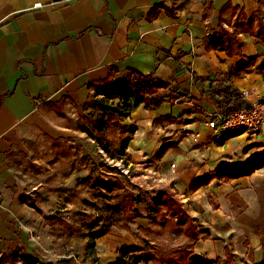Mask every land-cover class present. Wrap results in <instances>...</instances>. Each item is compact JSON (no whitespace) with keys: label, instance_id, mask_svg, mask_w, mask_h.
I'll return each mask as SVG.
<instances>
[{"label":"crops","instance_id":"crops-1","mask_svg":"<svg viewBox=\"0 0 264 264\" xmlns=\"http://www.w3.org/2000/svg\"><path fill=\"white\" fill-rule=\"evenodd\" d=\"M132 72L168 86L154 87L157 108L138 103L123 118L133 128L123 151L134 164L158 148L173 159L195 254L264 262V127L216 136L207 123L220 109L200 95L212 78L264 102V0H0V264H73L67 249L56 253L52 211L34 201L43 182L28 185L16 157L40 139L75 137L95 90ZM149 206L134 208L135 230L150 226ZM95 244L100 264L121 245L108 232Z\"/></svg>","mask_w":264,"mask_h":264},{"label":"rangeland","instance_id":"rangeland-1","mask_svg":"<svg viewBox=\"0 0 264 264\" xmlns=\"http://www.w3.org/2000/svg\"><path fill=\"white\" fill-rule=\"evenodd\" d=\"M139 81L133 80L129 85L132 87L130 93H136L137 97L153 88V81ZM111 85L112 82L100 85L95 90L85 114L76 115L74 123L78 134L75 137L71 136L58 142L53 140L50 144L48 139H40L36 145L29 148L28 154H18L16 157L17 169L24 175L23 179L28 181V185L34 186L39 181L43 182L35 193L34 201L43 203L48 211H52L49 217L56 226L50 233L52 237L60 238L55 241L56 253L61 248L67 249L73 264H79L84 259L91 260L85 258L86 239L81 238L83 233L95 231L105 225L109 236L119 244L143 241L151 235L142 231L141 237L136 239L135 221L128 222V226L120 221L116 222L119 213H123L127 207L129 212L139 214L134 210L139 203L141 208L150 204L149 211L155 197L164 190L179 198L170 165L173 159L169 155H165L158 148L150 157L134 164L130 156L123 151L125 145H122V141L130 138L131 131H124L122 125L129 126L122 121L125 113L136 104L132 100L134 97H127L125 92H118L119 88ZM87 113L93 117L102 116L115 121L106 127L104 144L99 143L102 138L97 135L100 134L89 125L92 116H86ZM85 125L92 129V135L82 130ZM117 165L127 171L120 172ZM117 205L120 208L118 213L115 207ZM95 219H98L97 226L90 228ZM149 224L152 226L150 220ZM70 231L72 236L69 235ZM167 232L168 230L164 229L163 237L167 241L179 243L181 237L169 236L171 239H168ZM69 238H75L79 247L73 248L66 243ZM96 250L98 255L102 250L101 246H97ZM216 261L218 264H230L226 261Z\"/></svg>","mask_w":264,"mask_h":264},{"label":"trees","instance_id":"trees-1","mask_svg":"<svg viewBox=\"0 0 264 264\" xmlns=\"http://www.w3.org/2000/svg\"><path fill=\"white\" fill-rule=\"evenodd\" d=\"M222 31L225 33L229 39L231 46L233 40L230 39V35L222 28ZM232 43V44H231ZM137 76V82L142 81H153L151 91L144 93L141 97L134 92L130 93V84L129 79L123 80H108L107 82H112L113 87L119 88L118 92L123 91L127 94V97L132 98L134 104L143 103L145 106H152L157 108L160 105V100L150 97L153 93L154 87H167L168 82L163 80L161 77L157 76L155 73H148L146 75L137 74L132 72ZM200 95L209 96L213 98L220 109L222 115L227 114L229 111L237 109L242 106L250 107V103L246 101L241 91L232 86L229 81H215L212 78H207L202 81V88L200 89ZM90 103L86 102L83 105V108L87 110ZM131 110V109H130ZM125 113L124 116H127L130 112ZM86 116H92L90 113H87ZM90 126H93L94 130L98 132L97 136H101L102 139L99 140V143L102 145L106 141L104 138L106 127L115 121L100 117H90ZM124 131H132V126L127 127L122 125ZM127 128V129H126ZM83 131L93 134L92 129H89L87 125L82 127ZM106 137V136H105ZM128 139L125 138L122 141V145L127 144ZM251 168L247 170V174L251 172ZM244 173V174H246ZM117 211L120 212L119 205L115 206ZM128 208L125 207L123 213H119L117 221L123 223L125 226H128V222L134 220L140 214L133 213V211H128ZM111 216V215H110ZM113 217V215H112ZM121 217V218H120ZM148 218L151 221L150 227L138 226L137 231L134 233V237L139 239L141 232L144 231L151 236L144 239L143 241H136L132 244L123 243L116 250V258L113 262L108 264H218L217 261H212L204 257L202 254H195L193 250V244L199 237V232L196 229L195 224L193 223V218L183 207L179 198L169 191H163L159 196L155 197L151 204V208L148 213ZM98 219H95L93 223L90 224V228L97 226ZM119 223V222H118ZM108 226V225H106ZM88 227V226H87ZM167 229V236H175L179 239V243H172L167 241L163 237V231ZM107 228L105 225L99 227L95 231H88V233H83L81 235L82 239H86L84 242V251L85 258H91L88 261L89 264H100L99 259L96 256V244L95 239L104 235ZM74 232V231H73ZM72 236V231L69 233ZM77 236V235H76ZM80 237V236H77ZM169 237L168 239H171ZM174 237V238H175ZM264 264V262L262 263Z\"/></svg>","mask_w":264,"mask_h":264},{"label":"built area","instance_id":"built-area-1","mask_svg":"<svg viewBox=\"0 0 264 264\" xmlns=\"http://www.w3.org/2000/svg\"><path fill=\"white\" fill-rule=\"evenodd\" d=\"M35 5L41 6V3H35ZM241 93L245 99V96L249 94V91L243 90ZM207 124L215 132L216 136L219 137L242 131L257 133L264 127V102L256 101L250 104V107L242 106L229 111L225 115H222L221 112L212 113V118L208 120ZM174 166L175 164L171 163V167ZM117 167L120 172L125 173L127 171L118 165ZM12 264H24V262L21 258L17 257Z\"/></svg>","mask_w":264,"mask_h":264}]
</instances>
